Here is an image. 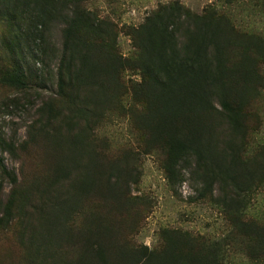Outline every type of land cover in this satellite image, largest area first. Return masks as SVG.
I'll return each instance as SVG.
<instances>
[{"label": "rangeland", "instance_id": "374dc122", "mask_svg": "<svg viewBox=\"0 0 264 264\" xmlns=\"http://www.w3.org/2000/svg\"><path fill=\"white\" fill-rule=\"evenodd\" d=\"M81 1L84 8L116 26L118 51L125 58L135 54L130 30L160 5L179 2L195 13L212 9L225 18L228 36L233 39L228 49V67L235 82L231 93L237 117L234 119L239 125L216 101L212 115L206 119L204 136L215 152L225 156L227 165L238 175V183L246 189L247 225L252 226V231L264 228V52L259 48L264 46V0ZM10 31L0 18V70L5 62L12 61L7 50H2L4 39L12 38ZM51 38L53 52L58 54L62 25H56ZM27 56L29 88L18 91L0 84V158L6 169L15 173L20 196L14 220L1 234L0 264H75L83 255L77 236L81 234L80 227L93 217L90 210L100 207L101 214L111 216L107 206L114 205V198L127 206L117 215L114 226L123 233L130 248L159 250L165 245L168 231L178 232L187 250L198 253L203 250V243L222 242L231 235L232 221L218 204L219 198L229 191L227 185L214 186L213 195L204 199L198 198L203 183L193 173L185 172V180L175 192L168 185L163 144L142 119L147 111L133 97V90L142 82L137 71L123 74L125 88L112 101L101 105H105L100 111L103 119L99 124L92 120L82 145L71 143L67 137L81 130L76 126L71 132L62 129V144L52 137L55 133L52 126L47 127L49 118L41 114L45 103L63 106L57 95L58 62L46 58L35 63L29 58L31 55ZM2 139L13 141L16 151L11 153L4 148ZM73 144L82 154L78 157L80 167L93 153L103 164L104 173L90 201L78 189L74 192L70 188L72 184L78 188L72 172L59 173L56 168L62 154L73 168L70 159L79 154ZM62 167L66 170L67 162ZM0 181L4 183L0 194L4 208L15 186L1 174ZM43 214L58 215L62 220L71 218L68 222L73 226L74 238L70 243L60 239L52 245L56 247L51 254L55 260L50 259L49 251L44 252L43 244L33 242ZM230 237L234 252L230 264H264V260H255L247 248L249 237L244 228H240L238 236L234 232Z\"/></svg>", "mask_w": 264, "mask_h": 264}, {"label": "trees", "instance_id": "16d2710c", "mask_svg": "<svg viewBox=\"0 0 264 264\" xmlns=\"http://www.w3.org/2000/svg\"><path fill=\"white\" fill-rule=\"evenodd\" d=\"M0 18L12 32V38L4 39L2 44V50H7L12 61L5 62L0 70L1 85L18 91L29 88L27 55L35 63L46 58L58 62L57 95L63 106L58 108L55 102H50L41 108V114L49 118L47 127L54 128L55 140L64 144L59 139L63 138L62 129L71 132L72 126H76L81 130L67 137L71 143L82 145L92 120H98L99 124L103 119L100 111L105 105H101L112 101L125 88L123 74L137 71L142 82L133 90V97L147 111L142 119L163 144L166 155L163 169L171 190L175 192L184 182L185 172L195 174L203 183L199 199L212 196L216 185L229 187L218 200L232 221L233 231L224 241L203 243V250L194 253L187 250L186 242L182 244L178 232L165 231V245L159 250L130 248L123 233L114 226L117 215L127 206L114 198L116 205L107 206L111 216L101 214L100 207L90 210L93 217L80 227L81 234L77 236L83 255L75 264H230L234 253L230 236L234 232L238 236L240 228L247 231V248L255 260H264V228L252 231L244 220L248 210L243 192L246 189L238 183V175L227 165L225 156L215 152L204 136L206 119L212 115L216 101L231 121L237 118L231 93L235 82L228 67V49L233 39L228 36L224 17L212 9L198 14L179 2L160 5L142 24L130 30L135 48L131 58L118 51L116 26L84 8L81 0H0ZM56 25H62L58 54L53 52L55 45L51 38ZM259 48L264 52V46ZM234 121L239 125L238 120ZM1 142L11 153L16 151L13 141ZM77 152L70 159L73 168L63 154L58 156L56 168L59 173L72 172L78 188L74 184L70 188L74 192L78 189L90 201L104 173L103 164L93 153L80 167L78 157L82 154ZM63 162H67L66 170ZM0 170L1 178L15 186L4 208L0 199L1 241L3 230L14 220L20 196L16 190L18 179L6 169L1 158ZM3 187L0 181V194ZM45 191L41 193L43 198ZM70 219L45 214L40 217L33 242L43 244L44 252L49 251L52 260L56 248L52 245L60 239L70 243L74 238ZM49 245L51 248H47Z\"/></svg>", "mask_w": 264, "mask_h": 264}]
</instances>
